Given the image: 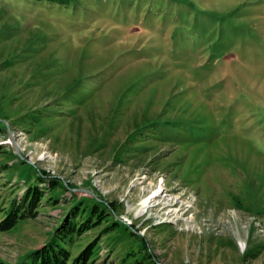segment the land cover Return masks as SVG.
<instances>
[{
    "label": "rangeland",
    "instance_id": "374dc122",
    "mask_svg": "<svg viewBox=\"0 0 264 264\" xmlns=\"http://www.w3.org/2000/svg\"><path fill=\"white\" fill-rule=\"evenodd\" d=\"M0 123V264L84 198L90 264H264V0H0Z\"/></svg>",
    "mask_w": 264,
    "mask_h": 264
},
{
    "label": "trees",
    "instance_id": "16d2710c",
    "mask_svg": "<svg viewBox=\"0 0 264 264\" xmlns=\"http://www.w3.org/2000/svg\"><path fill=\"white\" fill-rule=\"evenodd\" d=\"M0 128L4 130L2 123H0ZM1 150L0 145V152ZM37 179L38 182L43 181L41 177ZM49 187L53 190L63 188V185L58 180H52ZM58 192L60 191L58 190ZM43 196L44 194L38 189V186L28 187L21 199L11 201L7 208L1 210L0 232H7L22 221L35 218ZM102 222H107L106 228L108 230H115L121 226V229L127 232V226L114 220L106 203L95 198L76 200L72 203L67 216L49 233L43 245L22 256L19 263L90 264V259L95 250L93 244H89L76 257H72L68 246L74 242L76 237H80L83 233ZM129 235L137 237L132 232ZM138 238L140 237L138 236Z\"/></svg>",
    "mask_w": 264,
    "mask_h": 264
},
{
    "label": "bare ground",
    "instance_id": "6f19581e",
    "mask_svg": "<svg viewBox=\"0 0 264 264\" xmlns=\"http://www.w3.org/2000/svg\"><path fill=\"white\" fill-rule=\"evenodd\" d=\"M157 194H158V192L155 191L151 197L146 198V199L142 202L143 206H144V205H147L148 203H150L149 201H151V199H152L153 197H155Z\"/></svg>",
    "mask_w": 264,
    "mask_h": 264
}]
</instances>
